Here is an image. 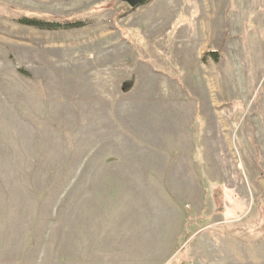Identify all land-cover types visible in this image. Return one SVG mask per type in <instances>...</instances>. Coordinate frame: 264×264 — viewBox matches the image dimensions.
<instances>
[{"label": "rangeland", "instance_id": "374dc122", "mask_svg": "<svg viewBox=\"0 0 264 264\" xmlns=\"http://www.w3.org/2000/svg\"><path fill=\"white\" fill-rule=\"evenodd\" d=\"M0 264H264V0H0Z\"/></svg>", "mask_w": 264, "mask_h": 264}, {"label": "trees", "instance_id": "16d2710c", "mask_svg": "<svg viewBox=\"0 0 264 264\" xmlns=\"http://www.w3.org/2000/svg\"><path fill=\"white\" fill-rule=\"evenodd\" d=\"M18 20L24 24L34 25L49 30L57 29V28H75L83 25V22L81 21L76 22L70 19L64 21H54V20H49L34 16L33 17L21 16L18 18Z\"/></svg>", "mask_w": 264, "mask_h": 264}, {"label": "water", "instance_id": "95a60500", "mask_svg": "<svg viewBox=\"0 0 264 264\" xmlns=\"http://www.w3.org/2000/svg\"><path fill=\"white\" fill-rule=\"evenodd\" d=\"M127 2L132 8L141 5L145 0H124Z\"/></svg>", "mask_w": 264, "mask_h": 264}]
</instances>
